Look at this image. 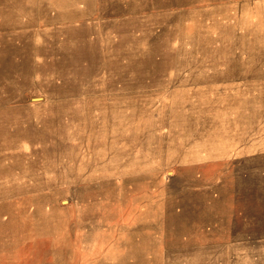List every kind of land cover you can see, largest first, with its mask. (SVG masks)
Segmentation results:
<instances>
[{"label": "rangeland", "instance_id": "obj_1", "mask_svg": "<svg viewBox=\"0 0 264 264\" xmlns=\"http://www.w3.org/2000/svg\"><path fill=\"white\" fill-rule=\"evenodd\" d=\"M257 222L264 0H0V264H264L208 243Z\"/></svg>", "mask_w": 264, "mask_h": 264}, {"label": "crops", "instance_id": "obj_2", "mask_svg": "<svg viewBox=\"0 0 264 264\" xmlns=\"http://www.w3.org/2000/svg\"><path fill=\"white\" fill-rule=\"evenodd\" d=\"M263 226L258 222L252 223L251 226L248 224L243 225L242 223L227 226L224 228L228 230V233H222L218 237L212 236L208 243L241 244L255 242L260 237L256 234H260L259 228ZM262 236H264V232Z\"/></svg>", "mask_w": 264, "mask_h": 264}]
</instances>
